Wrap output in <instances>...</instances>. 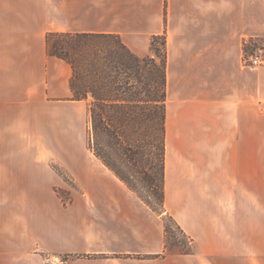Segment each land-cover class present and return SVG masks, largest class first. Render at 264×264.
Here are the masks:
<instances>
[{
  "label": "crops",
  "instance_id": "crops-1",
  "mask_svg": "<svg viewBox=\"0 0 264 264\" xmlns=\"http://www.w3.org/2000/svg\"><path fill=\"white\" fill-rule=\"evenodd\" d=\"M49 34L114 36L140 59L166 37L164 204L193 254L163 255L162 217L88 148L89 101ZM257 47L264 0H0V264L260 263Z\"/></svg>",
  "mask_w": 264,
  "mask_h": 264
},
{
  "label": "rangeland",
  "instance_id": "rangeland-1",
  "mask_svg": "<svg viewBox=\"0 0 264 264\" xmlns=\"http://www.w3.org/2000/svg\"><path fill=\"white\" fill-rule=\"evenodd\" d=\"M159 42V56L141 61H128L129 57L114 37H56L52 43L53 50L75 63L79 70L76 80L79 93L86 95L89 108L94 110L98 120H102L103 126L107 124L108 129L104 127L96 139L89 115L88 148L94 155L95 151L99 152L152 204L156 202V189L161 178L163 149L165 54L161 45L163 39ZM117 50L120 52L118 57L113 53ZM125 63L129 66L125 67ZM54 167L67 179L60 167ZM151 179L155 182L154 190ZM56 193L67 201L70 190L59 187ZM168 225L169 254L181 250L194 253L189 237L173 223L168 222ZM246 256H255L260 259L257 264H264L263 232L260 249L255 250L254 255L250 252ZM57 259L55 264L69 262L66 257Z\"/></svg>",
  "mask_w": 264,
  "mask_h": 264
},
{
  "label": "trees",
  "instance_id": "trees-1",
  "mask_svg": "<svg viewBox=\"0 0 264 264\" xmlns=\"http://www.w3.org/2000/svg\"><path fill=\"white\" fill-rule=\"evenodd\" d=\"M56 37H77V38H88V37H100V35H92V34H49L47 36V46H48V53L56 58L62 59L64 61H66L72 68L73 71V76L71 79V89L73 91V99L74 100H85L86 99V95H82L81 93H79L77 87H76V80L79 76V70L77 69V66L75 65L74 62H71L68 60V58H65L63 55H61L60 53H58L57 51L53 50L54 45L53 40ZM101 37H114V36H101ZM117 41H118V46L120 49H122L128 58V61H141L144 59H140L136 56H134L119 40L118 38L114 37ZM163 39V43H161V45H163L164 47V54H165V65H164V81H163V86H164V99L163 102L165 101L166 98V37L162 36V37H154L152 40V52L154 57H158L160 54V46H158V44L160 43L159 41ZM72 49L74 50L75 47H72ZM116 50V49H115ZM115 54L116 57H118L120 54V52L115 51L113 52ZM125 67L127 66V63L123 64ZM129 66V64H128ZM127 66V67H128ZM89 113H90V120H91V125L93 130L95 131V135H96V139L98 138L99 133L102 131V129L105 127V129L107 128V124H105L106 126H103L102 124V120H98L97 115L94 113V110L92 108H89ZM165 113L163 114V125H162V130H163V149H162V160H161V178H160V182L159 185L157 186L156 189V202L155 204H152L146 197H144L142 194H140L130 183L129 181L123 177L119 172H117L115 170V168H113V166L108 163L104 157L99 154V152L95 151V155L98 159H100L104 165H106L112 172H114L116 174V176L123 181L133 192H135L136 194H138V196L142 199V201L152 210L154 211L156 214H158L159 216L162 217L163 221H164V226H165V251L163 255H167L169 254V246H168V241H169V225L168 222L173 223L180 231L181 233H183L185 236H187L184 231L181 229V227L176 223L175 219L167 213L166 209H165V193H164V152H165V144H164V132H165ZM97 145V144H96ZM151 181V185H152V190H154L155 188V182L153 179L150 180ZM190 239V238H189ZM190 241H192L190 239ZM173 254V253H171ZM174 254H180V255H191L193 254V252H191L190 250H181L177 253Z\"/></svg>",
  "mask_w": 264,
  "mask_h": 264
},
{
  "label": "built area",
  "instance_id": "built-area-1",
  "mask_svg": "<svg viewBox=\"0 0 264 264\" xmlns=\"http://www.w3.org/2000/svg\"><path fill=\"white\" fill-rule=\"evenodd\" d=\"M243 64L249 69L264 67V47H257L253 52H246L243 57Z\"/></svg>",
  "mask_w": 264,
  "mask_h": 264
}]
</instances>
